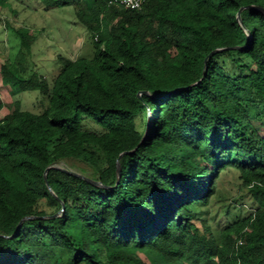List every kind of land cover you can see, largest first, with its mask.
Wrapping results in <instances>:
<instances>
[{"label":"trees","instance_id":"1","mask_svg":"<svg viewBox=\"0 0 264 264\" xmlns=\"http://www.w3.org/2000/svg\"><path fill=\"white\" fill-rule=\"evenodd\" d=\"M41 1L73 8L95 53L26 76L36 37L14 30L2 85L48 105L0 121V264H264V0ZM71 159L99 185L45 180ZM232 171L247 208L217 219Z\"/></svg>","mask_w":264,"mask_h":264},{"label":"rangeland","instance_id":"2","mask_svg":"<svg viewBox=\"0 0 264 264\" xmlns=\"http://www.w3.org/2000/svg\"><path fill=\"white\" fill-rule=\"evenodd\" d=\"M27 28L36 37V42L27 55L25 65L26 76L31 74V68L37 67L42 75H53L60 67V58H91L95 53L90 34L85 26L76 19L73 8H58L50 10L41 0H13L9 5L0 8V101L3 109L0 111V121L16 110L42 113L48 105L47 98L38 92L14 94L10 88L2 85L1 67L7 62H14L23 48L14 30ZM253 115L259 114L252 108ZM264 123V112L262 113ZM85 128L90 131H101L102 128L93 121L86 119ZM59 167L78 174L89 175L91 170L80 160L71 159L61 162ZM219 193L213 202V214L217 219L234 217L239 210L246 209V202L239 201L237 174L232 171L223 176ZM244 193V192H242Z\"/></svg>","mask_w":264,"mask_h":264},{"label":"built area","instance_id":"3","mask_svg":"<svg viewBox=\"0 0 264 264\" xmlns=\"http://www.w3.org/2000/svg\"><path fill=\"white\" fill-rule=\"evenodd\" d=\"M108 6H121L125 9L140 10L149 0H103Z\"/></svg>","mask_w":264,"mask_h":264},{"label":"water","instance_id":"4","mask_svg":"<svg viewBox=\"0 0 264 264\" xmlns=\"http://www.w3.org/2000/svg\"><path fill=\"white\" fill-rule=\"evenodd\" d=\"M263 12H264V10H263ZM237 18H238L239 23L242 24V23H241V20H240V13L237 15ZM221 50H222V49H217V50L211 52L210 55H209V57H211L212 55H214L215 53H217V52H219V51H221ZM144 93H146V92H144ZM52 168L59 169V170H61V171H63V172H66V173H69V174H71V175H74V176H77V177L83 178V179H85V180H87V181H89V182H91V183H93V184H95V185H99L97 182H94V181H92V180H90V179L84 177V176L81 175V174H78V173H76V172H73V171H71V170H68V169H65V168H62V167H59V166H50V167H48V168L46 169V171H45V174H44L45 180H46V173H47L50 169H52ZM46 183H47V181H46ZM47 186H48V188L50 189L48 183H47ZM52 194L54 195V193H52ZM28 219H30V217H26V218L22 219V220L20 221L19 225H18V228H19V226H20L25 220H28Z\"/></svg>","mask_w":264,"mask_h":264}]
</instances>
